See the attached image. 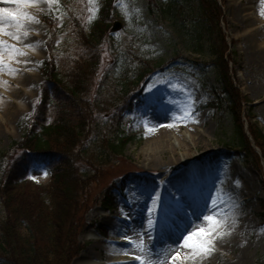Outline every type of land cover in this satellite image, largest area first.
I'll return each instance as SVG.
<instances>
[{
	"label": "rangeland",
	"instance_id": "1",
	"mask_svg": "<svg viewBox=\"0 0 264 264\" xmlns=\"http://www.w3.org/2000/svg\"><path fill=\"white\" fill-rule=\"evenodd\" d=\"M167 1L114 2L109 28L114 21H119L123 28L112 35L109 32L110 38L104 43L100 76L112 65L118 68L111 80V88L114 91L113 88L118 89L120 81L137 80L135 77L141 74L143 66L149 71L138 83L129 85V92L124 100L116 102L110 98L108 104L96 110L99 117L114 119V125L119 123L124 134L131 136L133 140L127 144L122 158L98 169V175L87 196V209L81 212L88 226L77 238L83 247L71 264H85L93 258L97 260V257L102 264H112L118 257L114 246L122 248L121 260L127 262L121 264H133L132 255L124 254L129 245L123 247L114 243L117 239L125 242L126 240L117 233L113 222H121V219L126 217L130 221L134 219V214H127L130 209L141 212L147 208L143 200L145 195L149 194V181L157 183L177 175L180 171L178 164L170 162L183 154L196 158L193 168L197 173L185 175L186 180L190 179L188 188L207 198V208L212 207L213 199L216 200L220 205L216 209L219 218L222 221L226 218V223L220 231L230 233L226 234V240L230 238L231 244L223 246V235L214 241L215 250L212 254L207 257L197 256L196 263L264 264V164L262 173H259L228 147L233 128L231 119L224 106L219 109L209 106L215 99L211 91L217 90L215 70L208 65V56L198 59L190 54L183 46L184 37L180 38L171 25L160 16V5ZM118 3L121 7L115 6ZM218 3L222 10L220 26L228 49L227 55L234 53V62H229L228 67L234 85L243 99L244 130L248 135L247 122L250 111L253 116L251 123L255 122L264 132V78L248 61L249 42H257V29L255 27L254 31L247 32L248 29L241 25L237 14V9L241 7L238 0H218ZM244 4L249 9V18L257 19V23L264 22V15H261L264 11V0H246ZM58 5L59 0L51 7L47 0H35L34 6L0 3V8L13 12L22 11L39 21L23 22L24 28L20 30L19 42L0 34V40L15 44L27 53L26 56L17 57L21 63L11 64L13 68L19 69L15 75L0 71L5 78V81H0V91L7 93V98L2 97V103L0 102V184L9 173L16 155L12 146L24 136L39 98L40 87L44 82L41 75L42 63L48 57V26L43 18L51 14L57 17ZM184 9L187 10L185 5L182 13L186 14ZM97 17L98 13L93 21H96ZM187 18L183 15L182 25L191 28L192 21ZM5 29L17 31L14 26L8 27L7 24ZM23 31H28L29 35L24 37ZM27 44L36 47L33 50L25 47ZM7 59L5 56V60ZM255 87L260 88L256 94L252 91ZM187 111H192L196 122H193V119L180 118ZM170 124L173 125V131L165 133L163 128ZM183 133L188 136L196 133L194 145L178 149L176 152L162 149L163 140L173 138L181 141ZM153 148L158 149L156 152L151 151ZM152 156L166 165L157 170L149 167L146 159ZM208 171L210 175L206 174ZM44 172L41 167H32L29 176L38 185L46 186L50 178L49 175L45 176ZM221 177H226V180L232 183L234 193L228 198L225 195L222 197L221 193L217 194L216 186ZM121 182L126 185L122 193L117 187ZM109 190L114 202L111 209L103 207L102 204L104 194ZM176 195L180 203L178 213L172 212L167 216L170 209L168 206L162 207L164 213L161 217H167L164 222L168 231L165 235L159 232L156 238L148 241L153 244L152 253L160 254L165 264H169V257L177 254L178 243L170 241L174 233L173 227L177 228L179 221L181 224L183 219H189L186 216L189 210L185 203L188 196L185 193ZM147 198H150V194ZM168 199L171 200V192L168 193ZM158 214L157 210L151 213L153 216ZM203 214L206 213L199 212L194 220L196 228L207 227L202 219ZM144 216L146 217L145 214ZM136 223L139 224L138 221ZM137 228L139 229V225ZM138 229L124 233L131 237L135 233H141ZM165 241L170 251L161 254L160 244Z\"/></svg>",
	"mask_w": 264,
	"mask_h": 264
},
{
	"label": "trees",
	"instance_id": "2",
	"mask_svg": "<svg viewBox=\"0 0 264 264\" xmlns=\"http://www.w3.org/2000/svg\"><path fill=\"white\" fill-rule=\"evenodd\" d=\"M114 2L99 0L97 20L91 23L87 22L89 0H59L57 16L63 15L62 23L53 14L43 18L49 34L48 57L41 68L44 82L26 132L12 146L16 155L10 171L0 184V264H71L83 247L77 238L88 226L81 212L87 209L98 169L122 158L133 140L119 123L112 124L114 119L101 118L96 111L110 98L124 100L129 85L149 71L143 66L137 80L120 81L114 91L111 80L118 68L112 65L100 76ZM159 14L184 37L183 46L190 54L209 57L217 84L209 106L225 107L233 126L228 147L262 173L264 132L251 123L250 111L251 140L244 130L243 99L228 67L234 53L227 55L218 0H168L160 5ZM183 15L191 19V28L183 27ZM32 167L48 173L46 186L30 178ZM117 187L122 193L126 185L121 182ZM113 203L109 190L102 204L112 208Z\"/></svg>",
	"mask_w": 264,
	"mask_h": 264
},
{
	"label": "bare ground",
	"instance_id": "3",
	"mask_svg": "<svg viewBox=\"0 0 264 264\" xmlns=\"http://www.w3.org/2000/svg\"><path fill=\"white\" fill-rule=\"evenodd\" d=\"M238 1H239V5L241 7L239 9H237V14L239 15L241 25H243L245 28L248 29L247 32L254 31L255 27L257 29V35H258L257 42L252 43V44H251V42H249V47H248L249 48V55H248L249 64L256 71H258V73L261 75V77L264 78V22L260 21L257 23V21H256L257 19L249 18L248 17L249 9L244 4V2H246V0H238ZM254 1L256 2L257 0H254ZM257 8H259V7H257ZM0 81H2V82L5 81L4 76L1 74H0ZM259 89L260 88L255 87L254 89H252V91L254 94H256L257 92H259ZM2 97L7 98V93H5L4 91L1 90L0 91V102L1 103H2V101H1ZM163 129H165L164 130L165 133H167V132L170 133L171 127H168L166 125L165 128H163ZM173 129L171 131H173ZM195 134L196 133H193V136L192 135L188 136L187 133H183L181 141H178L177 139H173V138L165 139L162 141L163 143H161L163 146L162 149L164 148V150H166V151L169 150L172 152L173 151L176 152L178 149H182V148L189 146V145H194ZM157 149L158 148H153V149H151V151L156 152ZM148 158L149 159H146L148 166L152 167L156 170L162 169L166 165L164 162L158 161L153 156L148 157ZM195 159L196 158L192 155H184V154L179 155L178 158L175 157L174 159H172L170 164H173L174 162L177 163L179 168H180L179 173L175 176L169 177V179L165 178L162 181H158L157 183L154 182L153 180L149 181L148 190H149L150 198H147L149 196V194H146L145 195L146 198L143 200L145 202L144 206H147V208H145L141 212H135L133 209H130L129 213H127V214H130V215L134 214L133 215L134 219L129 221L128 219L123 218V219H121V222L120 221L113 222V227L117 230V233H124L126 231H127V233L128 232L129 233L134 232L138 229L137 225H139L138 230H141V233L144 232L145 230H147L148 229L147 221H148V218L150 215V214H148V209L153 208V209L157 210L159 214L157 216L151 215V219L154 221V226L151 229V235L153 238H156L159 235V232H161L165 235V233L168 231V229H166L164 220L167 217H164L162 219L161 214L164 213V209L162 207L168 206V208L170 209V210H168L169 212H168L167 216H170L172 214V212L178 213V207H179L180 203H179V199L177 198L176 193H178L180 195L185 193L188 196V199L185 203H186L188 210H189L188 215H186V216H188L189 219L185 218V219H183V222L181 224L179 221L180 225L178 224L177 228H176V226L173 227L172 230L174 231V233L170 237V241L171 242L174 241L175 243H178V245H176V247H177V253H179L180 258L177 259L174 262V264H197L196 263L197 262L196 261L197 256L195 258H193V255L189 249L180 247L183 236L187 235L188 232H191V231L196 229L194 220L196 219L198 213L199 212H201V213L205 212L207 214V209H208L207 208V204H208L207 198L204 197L203 195L199 196L198 194H195V192H196L195 190L189 189L188 187L190 184V179L189 180L185 179L187 175L191 176V175L197 173V172H195V170L193 168L194 163H195ZM168 166H170V165H168ZM206 174L210 175L211 173L208 171ZM216 188H217V190H216L217 194L221 193L222 197L225 195V197L227 196V198H228V196H230L231 193H234L232 183L228 182V179L226 180V177L225 178L221 177L219 179V181L217 182ZM170 192H171V200H169L170 198L168 199V193H170ZM156 197H159L158 203L153 204L152 199L156 198ZM201 204H203L204 206H201ZM144 214L146 215V217L144 216ZM133 220H135L134 223L132 222ZM136 221H138L139 224L136 223ZM127 222H129V223H127ZM232 234H234V232H232ZM145 241H146L147 246L150 249L154 248L153 244L148 243V240L146 237H145ZM95 242H96V240H95ZM114 243H115V245L120 244V246L128 247L127 246L128 244L124 240H121V239H117V241ZM221 243L223 244L224 247L228 244H231L230 238L226 240V235H225L224 239H221ZM160 245H161L160 246V250H161L160 253L161 254L164 251L166 252V254L168 251H170L169 250L170 248H169L167 241H165L164 243L162 242ZM113 249H114V252H116L118 257H116V259L114 261H112V264L126 263L127 261L121 260V255L123 254L122 248L118 247V246H114ZM99 260L100 259H98V257H97V260L96 259L94 260V258H93V260H91L85 264H102L99 262Z\"/></svg>",
	"mask_w": 264,
	"mask_h": 264
},
{
	"label": "snow or ice",
	"instance_id": "4",
	"mask_svg": "<svg viewBox=\"0 0 264 264\" xmlns=\"http://www.w3.org/2000/svg\"><path fill=\"white\" fill-rule=\"evenodd\" d=\"M49 6L56 2V0H47ZM0 3H14L17 6L27 5L34 6L35 0H0ZM117 7H121L118 3L115 5ZM89 15L87 17V22L91 23L97 16L99 12V0H89V7L87 9ZM264 15V12L261 13ZM57 20L63 21V15L56 17ZM24 21H35L39 22L35 19V17L28 15L22 11H9L6 8H0V34L11 37L13 40L19 42L20 41V30L24 28ZM8 27L14 26L16 28V32L6 31L5 25ZM22 35L27 37L29 35L28 31H23ZM59 43V41L57 42ZM25 47L30 49H35V45L27 44ZM27 53L23 51L21 48L17 47L15 44H10L5 40H0V71H6L9 74L15 75L19 69L13 68L11 64L21 63L17 57L26 56ZM5 56L8 57L5 60ZM181 119H193L194 116L192 111L184 112ZM168 127H172L173 125H167ZM44 175L47 176L48 173L44 172ZM159 197L153 198L152 203L157 204ZM212 207L207 209V214H203L202 219L206 222L207 227H197L195 230L188 232L187 235L183 236L180 247L187 248L191 251L193 258L196 256L207 257L212 254L214 249V241L218 238H221L223 235L230 234L220 231L223 224L226 223V218L222 221L219 218V213L216 212V209L220 206L217 204L216 200H212ZM155 209L149 208V218H148V229L142 233H135L133 236L129 237L126 233H118L124 237L129 248L124 251L125 255H132L133 264H165V260L161 259L159 255L152 253V250L147 246L145 237L148 241L153 239L151 235V229L154 226V221L151 219V213ZM123 211V210H122ZM127 218V217H126ZM235 222V221H233ZM139 237V239H137ZM179 253L168 258L169 264H174V262L179 259Z\"/></svg>",
	"mask_w": 264,
	"mask_h": 264
},
{
	"label": "water",
	"instance_id": "5",
	"mask_svg": "<svg viewBox=\"0 0 264 264\" xmlns=\"http://www.w3.org/2000/svg\"><path fill=\"white\" fill-rule=\"evenodd\" d=\"M122 29V24L119 21H114L112 23L111 29H110V33L114 34L116 32H119ZM249 136V135H248ZM257 150V149H256Z\"/></svg>",
	"mask_w": 264,
	"mask_h": 264
}]
</instances>
